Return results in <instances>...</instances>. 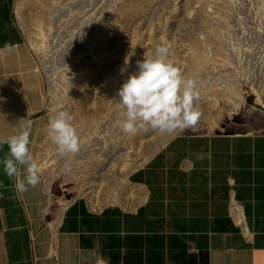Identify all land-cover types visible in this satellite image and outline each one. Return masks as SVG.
<instances>
[{
    "label": "rangeland",
    "instance_id": "374dc122",
    "mask_svg": "<svg viewBox=\"0 0 264 264\" xmlns=\"http://www.w3.org/2000/svg\"><path fill=\"white\" fill-rule=\"evenodd\" d=\"M14 17L44 76L48 116L88 111L74 124L76 153L60 154L48 131L38 147L50 216L94 190L98 206L118 201L126 178L170 138L264 133V0H15ZM162 42L195 81L201 117L172 133H123L117 90Z\"/></svg>",
    "mask_w": 264,
    "mask_h": 264
},
{
    "label": "crops",
    "instance_id": "0c3cea01",
    "mask_svg": "<svg viewBox=\"0 0 264 264\" xmlns=\"http://www.w3.org/2000/svg\"><path fill=\"white\" fill-rule=\"evenodd\" d=\"M14 7L0 0V137L30 120L38 162L46 84ZM39 177L20 192L0 165V264H264V133L170 138L126 178L119 202L75 198L54 217Z\"/></svg>",
    "mask_w": 264,
    "mask_h": 264
},
{
    "label": "clouds",
    "instance_id": "9594fccd",
    "mask_svg": "<svg viewBox=\"0 0 264 264\" xmlns=\"http://www.w3.org/2000/svg\"><path fill=\"white\" fill-rule=\"evenodd\" d=\"M127 62L126 57L125 64ZM136 64V70L129 73L117 90L121 131L134 134L147 125L161 133H172L194 127L201 117L194 103L200 94L195 81L185 77L176 61L169 58L167 44L155 45L153 52L143 54ZM47 129L60 154L79 150L78 133L68 110L54 111L48 117ZM30 132L31 121L22 118L18 132L0 137V146H8L7 153L0 159L2 171L9 179L15 178V188L20 192L25 191L27 185H37L40 180V166L29 149ZM19 165H25L23 179H20Z\"/></svg>",
    "mask_w": 264,
    "mask_h": 264
},
{
    "label": "bare ground",
    "instance_id": "6f19581e",
    "mask_svg": "<svg viewBox=\"0 0 264 264\" xmlns=\"http://www.w3.org/2000/svg\"><path fill=\"white\" fill-rule=\"evenodd\" d=\"M85 109L81 106V104H78V105H75L73 108H71V112H73L75 114V116L77 117V119H73V124H79L81 125L85 119H86V116L88 114V111H84ZM88 110V109H87ZM91 110V109H90ZM89 110V111H90ZM137 159H141V162L144 161V160H147V157L146 156H143V157H139L137 156ZM140 162V163H141ZM50 164H52V162H50ZM131 166L128 167V170H130ZM132 171V170H131ZM99 193L97 191H92V192H89L87 194V197H88V200H89V203L92 205V206H98V204L103 201L99 196ZM86 197V198H87ZM121 200V199H120ZM113 202V201H112ZM63 203V202H62ZM100 207V206H99Z\"/></svg>",
    "mask_w": 264,
    "mask_h": 264
}]
</instances>
